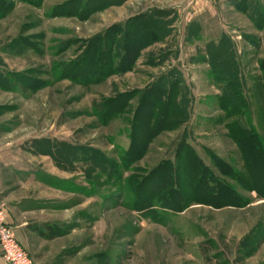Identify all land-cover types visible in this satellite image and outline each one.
Returning <instances> with one entry per match:
<instances>
[{"label": "rangeland", "instance_id": "374dc122", "mask_svg": "<svg viewBox=\"0 0 264 264\" xmlns=\"http://www.w3.org/2000/svg\"><path fill=\"white\" fill-rule=\"evenodd\" d=\"M248 2L0 0V210L15 232L20 210L35 223L28 253L87 264H264V199L214 163L243 169L230 119L220 120L217 75L238 74L241 108L264 133V0ZM91 46L111 67L88 66ZM179 108L187 119L165 126L152 116L157 132L147 136L148 114L161 121ZM184 142L250 203L193 201L205 191L185 181ZM164 174L179 175V197L163 195Z\"/></svg>", "mask_w": 264, "mask_h": 264}, {"label": "trees", "instance_id": "16d2710c", "mask_svg": "<svg viewBox=\"0 0 264 264\" xmlns=\"http://www.w3.org/2000/svg\"><path fill=\"white\" fill-rule=\"evenodd\" d=\"M234 1L248 2V0ZM256 6L257 5H255L254 8L252 7L251 9H255ZM249 7L250 6L248 4L242 8H239L237 5V8H239L243 12L246 11ZM222 37L224 38V35ZM96 39V41L99 42V38ZM91 50L93 52L91 53V61L88 66H96L98 71L102 70V66L104 65H106L108 68L111 67L109 61L107 64L103 63V65L102 63L98 62L99 55L101 54L99 51V46H91ZM97 57L98 59H96ZM81 63L83 64L87 62ZM210 64L212 67V72L217 75L218 72L213 63ZM234 70H238V67H236L235 65ZM238 77V74L236 77H232L228 74H225V76L223 77L217 75V79L219 82H225V84H223V86L221 87L223 93L221 101L224 107L221 109L224 110V114L222 117H220V120L230 119V122L226 126L228 137L238 147L240 158L243 163V169L239 170L235 166L225 163L219 157L214 158V163H216V167H221L219 169L227 179H230L232 182H234L238 187L243 189L244 192H255L256 197L264 199V170L263 175L251 170V168L255 167V165H257L259 161L262 160L264 162V133L260 134L254 127V123L251 121L252 113L250 108H241V106L245 105L246 102L243 98V95H241L239 91L241 80ZM230 105L231 108L228 107ZM154 114H148L147 118H144L143 121V124L148 129L147 136L150 135V138L153 135H156L157 132V128L154 126L152 127L150 124L152 116H154V118L152 119V123L153 121H159L160 125L165 126L171 125L172 123L174 124L177 121L182 122L183 119L188 118L185 108H179L177 111L171 112L169 115H166L161 121L158 119V114ZM180 150L182 152L181 154H184L185 158V163L181 164L180 167V169H183L187 177L185 181L187 182V180H189L191 182H194V184L196 185L195 187L204 186V194L200 196L194 195L193 201L218 208L225 206L244 207L250 203V199L239 193L235 186L228 184L225 180H221L220 178L215 176V173L212 171V169L199 159V157L189 144L184 142V146L179 148V152ZM180 158L182 159V156H180ZM165 168L166 171L172 173L175 171L170 163L169 166H165ZM178 176L179 175H177L176 177H170V174H164L161 177V184H163L162 188H166V190H164L163 192V195L166 198L169 197L168 199L179 197L178 194L180 190L178 189V187L180 185V182ZM226 192L229 194V196L227 198H224L223 195ZM173 194L176 195L172 196ZM184 207H186V204L173 208L181 211L184 209Z\"/></svg>", "mask_w": 264, "mask_h": 264}, {"label": "built area", "instance_id": "2783aa9c", "mask_svg": "<svg viewBox=\"0 0 264 264\" xmlns=\"http://www.w3.org/2000/svg\"><path fill=\"white\" fill-rule=\"evenodd\" d=\"M0 253L8 264H34L29 253L18 241L16 232L0 210Z\"/></svg>", "mask_w": 264, "mask_h": 264}, {"label": "crops", "instance_id": "0c3cea01", "mask_svg": "<svg viewBox=\"0 0 264 264\" xmlns=\"http://www.w3.org/2000/svg\"><path fill=\"white\" fill-rule=\"evenodd\" d=\"M20 212V216H16V220L12 221L15 223L14 226L16 228L18 241L24 247V249L28 251L31 237H36L38 232L34 228L35 223L24 217L23 210H20ZM29 253L31 258L33 259L34 264H87L86 261L83 262L82 258L78 261L71 258H66V255L64 256L63 254H60L59 256L50 259L46 258L45 255L44 258L39 255L37 256V258H39L37 260L36 257L33 255L32 251H29Z\"/></svg>", "mask_w": 264, "mask_h": 264}]
</instances>
